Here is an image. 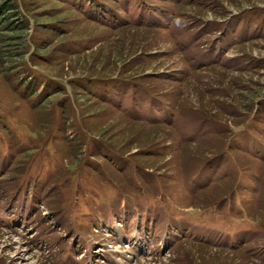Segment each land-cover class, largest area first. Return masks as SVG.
<instances>
[{
	"label": "rangeland",
	"instance_id": "obj_1",
	"mask_svg": "<svg viewBox=\"0 0 264 264\" xmlns=\"http://www.w3.org/2000/svg\"><path fill=\"white\" fill-rule=\"evenodd\" d=\"M17 3L0 264H264V0Z\"/></svg>",
	"mask_w": 264,
	"mask_h": 264
},
{
	"label": "trees",
	"instance_id": "obj_2",
	"mask_svg": "<svg viewBox=\"0 0 264 264\" xmlns=\"http://www.w3.org/2000/svg\"><path fill=\"white\" fill-rule=\"evenodd\" d=\"M0 29L6 30L11 36L1 37L2 43L6 49L3 50L7 59H12L15 54V48L13 47L17 40H21L20 36L24 32H28L27 35L32 31L30 25V19L26 18L22 14L17 0H0ZM27 44V41L25 42Z\"/></svg>",
	"mask_w": 264,
	"mask_h": 264
},
{
	"label": "bare ground",
	"instance_id": "obj_3",
	"mask_svg": "<svg viewBox=\"0 0 264 264\" xmlns=\"http://www.w3.org/2000/svg\"><path fill=\"white\" fill-rule=\"evenodd\" d=\"M147 104V103H146Z\"/></svg>",
	"mask_w": 264,
	"mask_h": 264
}]
</instances>
